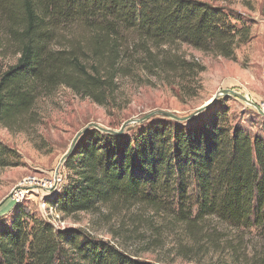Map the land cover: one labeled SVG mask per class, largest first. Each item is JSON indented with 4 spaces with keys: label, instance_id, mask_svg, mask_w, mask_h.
I'll list each match as a JSON object with an SVG mask.
<instances>
[{
    "label": "trees",
    "instance_id": "1",
    "mask_svg": "<svg viewBox=\"0 0 264 264\" xmlns=\"http://www.w3.org/2000/svg\"><path fill=\"white\" fill-rule=\"evenodd\" d=\"M0 24V53L7 44L18 55L0 66V125L16 131L35 126L38 100L62 86L114 108L123 78L141 67L197 80L203 66L177 54L159 57L162 46L183 43L234 59L251 38L240 13L204 0H0ZM71 28L83 35L65 36ZM131 35L140 57L127 43ZM228 111L220 97L190 121L163 115L134 133L88 130L49 204L75 215L141 203L190 225L216 217L256 231L260 246L245 264H264V131L230 125ZM15 156L0 140V168L15 165ZM0 264L157 263L18 209L0 224Z\"/></svg>",
    "mask_w": 264,
    "mask_h": 264
},
{
    "label": "rangeland",
    "instance_id": "2",
    "mask_svg": "<svg viewBox=\"0 0 264 264\" xmlns=\"http://www.w3.org/2000/svg\"><path fill=\"white\" fill-rule=\"evenodd\" d=\"M204 1L228 5L250 26L251 38L237 48L234 59L183 43L165 45L158 49L159 57L177 54L204 67L197 80H183L176 73L161 76L159 70L141 67L123 78L119 107L99 105L62 86L52 96L38 100L39 122L35 126L16 131L0 125V140L16 154L15 165L0 168V224L10 222L19 209L57 228L86 229L137 259L157 264H245L250 259L260 246L254 230L232 228L216 217L190 225L141 203L106 205L94 213L66 215L49 204L61 185L58 189L42 187L57 172L64 176V183L68 171L62 159L84 128L107 132L103 129L125 126V132L134 133L154 117L163 116L159 111L185 117L224 90H233L251 101L232 92L221 96L227 100L229 124L264 131V120L257 111L264 101V0ZM2 35L0 24V39ZM82 35L78 28L65 31L67 37ZM133 39L128 36L127 43L140 57L143 53L135 51ZM6 46L0 53L4 70L18 59L14 47ZM161 77H170L173 86ZM197 116L200 114L186 121Z\"/></svg>",
    "mask_w": 264,
    "mask_h": 264
},
{
    "label": "water",
    "instance_id": "3",
    "mask_svg": "<svg viewBox=\"0 0 264 264\" xmlns=\"http://www.w3.org/2000/svg\"><path fill=\"white\" fill-rule=\"evenodd\" d=\"M229 92H232L233 94H235L237 97H240L241 99L247 101V102H251L249 100L248 97L246 96H243L233 90H224V91H221L217 94H215L213 96L212 99H210L208 102H206L204 105H202L201 107H199L196 111H194L192 114L188 115V116H185V117H179L175 114H172V113H169V112H166V111H159L160 114L164 115V116H167L173 120H177V121H186L196 115H199L201 113H203L205 110H207L217 99H219L221 96H224V95H228ZM149 116L151 115H148L147 117L143 118V119H146L148 118ZM141 119V120H143ZM89 130V127H86L84 128L82 131L78 132V134L76 135L75 139L73 140L72 142V145L70 147V149L67 151V153L64 155L63 159H62V162L64 163L65 160L67 159V157L72 153L73 149L76 147L77 143L79 142V140L81 139V137ZM104 131H107L109 133H112V134H122L125 132V126H122L119 130H112V129H103Z\"/></svg>",
    "mask_w": 264,
    "mask_h": 264
},
{
    "label": "built area",
    "instance_id": "4",
    "mask_svg": "<svg viewBox=\"0 0 264 264\" xmlns=\"http://www.w3.org/2000/svg\"><path fill=\"white\" fill-rule=\"evenodd\" d=\"M257 111L259 112V114L264 117V101H262L261 103L258 104L257 106ZM64 176L60 173L57 172L54 174L53 178L49 179L47 183H43V188L45 189H56L58 188L59 185H61V183L63 182ZM44 205L46 206V208H50L51 210L53 209V207H47L48 205L46 203H44ZM57 210V208H56Z\"/></svg>",
    "mask_w": 264,
    "mask_h": 264
}]
</instances>
